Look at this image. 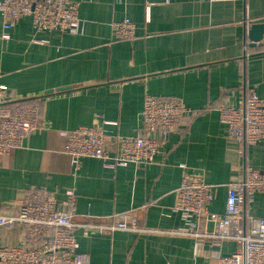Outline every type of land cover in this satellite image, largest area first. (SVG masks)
<instances>
[{
    "label": "crops",
    "instance_id": "crops-1",
    "mask_svg": "<svg viewBox=\"0 0 264 264\" xmlns=\"http://www.w3.org/2000/svg\"><path fill=\"white\" fill-rule=\"evenodd\" d=\"M80 16L77 34L40 32L24 17L5 39L0 12V85L21 104L41 109L37 131L0 155V212L15 211L21 192L64 197L73 190L87 264H218L219 255L238 244L176 233L186 226L174 210L176 191L184 174L203 176L213 186L210 210H225L228 185L238 179L244 157L238 141L227 137L217 106H239L248 88L264 96V39L251 42L247 33L252 23L264 22V0H82ZM123 18L135 22L136 38L114 41L112 23ZM147 93L179 96L196 113L147 166L110 169L84 158L75 172L62 132L115 120L121 135L140 134ZM246 156L264 170V142L249 146ZM243 210L264 217V194ZM131 212L145 232L94 227ZM196 228L211 232L214 223L202 219ZM25 233L20 225L2 228L0 245H17Z\"/></svg>",
    "mask_w": 264,
    "mask_h": 264
},
{
    "label": "built area",
    "instance_id": "built-area-1",
    "mask_svg": "<svg viewBox=\"0 0 264 264\" xmlns=\"http://www.w3.org/2000/svg\"><path fill=\"white\" fill-rule=\"evenodd\" d=\"M209 2L247 0H208ZM82 0H0L3 17L2 37L10 38V30L17 22L29 17L40 32L77 34L83 28L80 16ZM114 41L136 38V24L130 18L112 23ZM259 43V42H255ZM12 98L11 92L0 85V155H8L23 145L27 136L40 126L41 109L37 104L23 105ZM227 137L238 141L244 157L239 177L227 188L225 210L212 212L213 186L203 176L184 174L176 191L174 210L179 212L185 228L178 234L206 236L217 240H231L238 249L219 255L218 264H264V217L243 210L255 194H264V170L247 162V149L264 142V96L248 88L239 106L221 103L217 106ZM196 111L179 96L145 94L142 108V131L135 135H121L115 120L81 126L63 131L66 136L64 152L70 157L74 171L80 169L84 158H96L106 168L115 169L130 164L147 166L155 160L161 147L172 134ZM116 148H115V146ZM15 211L0 212V230L16 225L25 228V240L17 245H0V264H87L88 256L80 251L76 230L84 224L75 221L77 197L66 190L64 197L55 191L29 190L14 200ZM206 219L214 223L211 232L199 233L198 222ZM100 232L115 230L145 232L131 213L127 219L113 224L94 226Z\"/></svg>",
    "mask_w": 264,
    "mask_h": 264
},
{
    "label": "water",
    "instance_id": "water-1",
    "mask_svg": "<svg viewBox=\"0 0 264 264\" xmlns=\"http://www.w3.org/2000/svg\"><path fill=\"white\" fill-rule=\"evenodd\" d=\"M248 38L251 42H260L264 39V22L252 23L247 30ZM69 88H59V91ZM52 93V90L46 92V94Z\"/></svg>",
    "mask_w": 264,
    "mask_h": 264
},
{
    "label": "trees",
    "instance_id": "trees-1",
    "mask_svg": "<svg viewBox=\"0 0 264 264\" xmlns=\"http://www.w3.org/2000/svg\"><path fill=\"white\" fill-rule=\"evenodd\" d=\"M18 103H20V102H18ZM131 214L133 215V216H135L136 218H137V221H138V216H137V213L136 212H131Z\"/></svg>",
    "mask_w": 264,
    "mask_h": 264
}]
</instances>
